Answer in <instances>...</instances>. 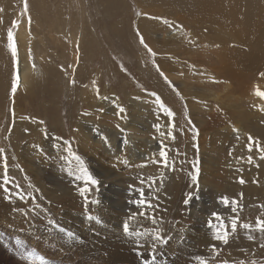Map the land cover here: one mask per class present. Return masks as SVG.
I'll use <instances>...</instances> for the list:
<instances>
[{
    "label": "rangeland",
    "instance_id": "rangeland-1",
    "mask_svg": "<svg viewBox=\"0 0 264 264\" xmlns=\"http://www.w3.org/2000/svg\"><path fill=\"white\" fill-rule=\"evenodd\" d=\"M210 1L27 0L25 11V0H0V148L12 178L11 193L0 187V264H141L135 241L144 243L145 237L135 231L155 228L166 240L158 245L155 264H198L197 255L208 264H264V233L241 226L264 219L262 203L242 201L220 226L211 215L226 212L218 201L223 189L241 184L252 169H264V152L255 145L249 152L240 143L248 134L256 139L261 134L264 146V98L255 92L257 86L264 91V0ZM200 5L206 6L200 10ZM25 17L31 23L34 66L22 85L16 36ZM143 95L150 102L142 109ZM121 107L123 116L117 113ZM25 120L35 126L32 132L18 125ZM80 122L88 128L85 137ZM158 122L164 123L161 133L153 127ZM240 127L245 136L233 131ZM161 141L167 167L151 162L159 158L155 148ZM140 152L151 154L146 167H138L145 163ZM76 156L99 181L86 194L87 202L77 190L83 181L74 183L70 171L55 170L48 159L75 161ZM100 169L110 178L104 179ZM2 173L0 165V183ZM193 175L204 177V192L199 193L200 181ZM141 177H157L145 193L151 192L156 207L148 212L158 223L137 216L126 235L123 222L138 211L128 203L137 196L129 186L140 187ZM197 195L201 202L195 208L190 202ZM233 216L239 217L234 232ZM224 227L227 244L214 238Z\"/></svg>",
    "mask_w": 264,
    "mask_h": 264
},
{
    "label": "snow or ice",
    "instance_id": "snow-or-ice-1",
    "mask_svg": "<svg viewBox=\"0 0 264 264\" xmlns=\"http://www.w3.org/2000/svg\"><path fill=\"white\" fill-rule=\"evenodd\" d=\"M24 10L25 11L28 10L27 0H25V2H24ZM155 19L164 20V23L168 24V21L166 19H164L163 17H155ZM13 23L15 24V21ZM169 26L171 27V25H169ZM137 35L139 36L140 43L145 47V49H147L148 53H150L154 57L156 55V53L153 52V50L148 46L147 43H145L144 37L139 33L138 29H137ZM7 38L10 42L9 47L12 48L13 55L15 56L17 50H16V44H15L14 37H13V32L11 29L8 30ZM154 66L159 71V66L158 65H154ZM160 74H161V76H164L163 72H160ZM260 75L264 76V72L260 73ZM164 79L166 80V82H168L170 85H172V82L169 81L166 76H164ZM17 82H18V76H17V80L13 81V89H12L13 91L16 90ZM69 82L74 84L75 80L70 79ZM93 83H95V81H93ZM172 86H173V90H176L175 86L174 85H172ZM255 92H256V95L264 98V91H261L258 86L256 87ZM96 93L99 96V88L98 87L96 89ZM153 95H155V94H153ZM157 99L159 100V97H157ZM261 110H264V108H262ZM119 111L121 113H123L125 111V109H123L121 107L119 109ZM166 111H167L168 116H174L175 115L170 109H167ZM41 123H43V121H41ZM189 123H191V121H189ZM261 123H264V121H261ZM172 126L175 127V124L173 123ZM153 127L158 128L159 125H153ZM117 128H119V125H117ZM25 131L27 132L28 129H25ZM233 131L238 132L239 130L234 128ZM168 135H172V134L169 133ZM172 138L174 139L175 136L172 135ZM247 139H248L249 143L246 145V147L248 148L249 152L252 151L254 145L259 151L264 152V146H261L258 139L252 137L251 134H248ZM125 142L127 143V141H125ZM73 155L75 156V153H73ZM0 158H2V159H0V165H2V168H3V173H2L3 183H0V187H2L6 192L11 193V189L8 188V184L11 183L12 178L9 176L8 157H7V155H5V149L4 148H0ZM75 158L78 161L80 160V157H78V156H76ZM252 159H253V157L251 155H249L248 160L251 161ZM261 159L264 160V156H261ZM151 162L154 164H162L165 167L168 166V154L166 151V145L163 143V141L160 142L159 158H153L151 160ZM146 166H147V162H145L141 165H138V167H146ZM197 172H198V169H197ZM192 179L195 182L198 180V176L193 175ZM75 181H83V185L77 186V190L80 193V195L85 198V201L87 202L86 194L92 190L91 186L99 184V181L91 174V172L86 167H83L82 162H81V167L79 168L78 174H76L74 177V183H75ZM239 182L241 184L245 183L243 178H240ZM155 183H157L155 177H148L147 179H145L144 177H141L140 178V187H135L133 185L129 186L130 192L136 193L137 196L135 199H130L128 201V203L134 204L137 207L138 211L137 212H130V215L128 216V218L123 222L122 228H123V232L126 235L132 234V231H131L130 225H129V221L135 219L137 216L151 220L153 224L158 223L155 215L154 214L150 215L148 212V209H154L156 207L152 203L151 192H149L147 195L145 193V187H147L150 190ZM16 187L19 188L20 187L19 184H17ZM16 195L21 199L24 198L20 192H17ZM191 197H192V193H189L188 198L185 199L184 203H188L189 199H191ZM8 198L10 199L11 197L9 196ZM218 201L220 203H222L226 208L231 205L232 206L231 211L233 213L237 212L238 208L241 207V205H239L237 200H235V199L230 200L227 196L218 197ZM261 207H264V205H262ZM211 215L213 217H215L217 221H220L221 224L223 223L224 218L222 216H220L219 213L212 212ZM89 218L91 219V217H89ZM238 219H239L238 216L230 217L231 229L233 232L236 230ZM50 222L53 224L55 223L54 220L50 221ZM209 223L211 224V221H209ZM241 226L245 229H249V230L254 229L258 232L264 233V219H261L260 217L256 218L255 225L245 223ZM160 233H161V229H159V228L152 229L151 232H149V231L141 232L138 229L135 231V236L145 237L144 243H141V241L139 239H137L135 241L137 247L134 250L136 251L137 256L141 258V264H155V261L157 259L156 251L158 249V245L166 243L165 238L163 236H161ZM67 235L68 236H74L75 234L72 232H67ZM228 237H229V231H228L227 227H224V230L222 233H221L220 229L217 228L216 235L214 237L216 240L222 241L224 244H227L228 243ZM248 239L253 240V239H255V237H253L252 235H248ZM260 247L264 248V244H261ZM210 248L214 253H216V254L219 253V250L216 248V246L214 244L210 245ZM145 252L147 253V256H145ZM195 260L198 262V264H208V261L205 259L204 256L197 255V256H195ZM220 264H229V261L223 260L222 262H220ZM235 264H247V262L244 260H241V261L235 262ZM251 264H256V261L252 260Z\"/></svg>",
    "mask_w": 264,
    "mask_h": 264
},
{
    "label": "bare ground",
    "instance_id": "bare-ground-1",
    "mask_svg": "<svg viewBox=\"0 0 264 264\" xmlns=\"http://www.w3.org/2000/svg\"><path fill=\"white\" fill-rule=\"evenodd\" d=\"M210 1V0H209ZM213 2L211 3V1L209 2V4H215V5H219V4H221V2H222V0H212ZM215 1V2H214ZM224 2H226L225 0H223ZM227 1H231V3H240L239 2V0H227ZM222 5H223V3H222ZM203 6H206V5H200L199 7H198V9H200V10H203ZM31 23L29 22V20H28V18L27 17H25L23 20H22V22H21V26H20V28H19V31H18V33H17V36H16V40H18V46H19V53H20V61H21V67H20V72H21V78H22V85H24V84H26L27 82H28V75H29V71L33 68L32 66H34L33 65V61H32V57H33V53H32V50H33V46H34V40H33V35H32V33H31V25H30ZM176 30H180V29H178V28H176ZM30 79V78H29ZM143 96H145V95H143ZM140 100V99H139ZM136 100H134V102H135ZM149 101V96L147 95V96H145L143 99H142V101H141V103H142V106H141V108L143 109L144 107L146 108L147 106H145L144 104H146L147 102ZM138 102H140V101H138ZM150 102V101H149ZM137 104V103H136ZM148 104V103H147ZM150 104V103H149ZM195 106V104H193V106H191V108L192 109H195L196 108V106ZM149 108V107H148ZM163 108V107H162ZM119 109V108H118ZM133 109V108H132ZM157 110H159V109H157ZM162 110H164L165 112H167L166 111V108H163ZM134 111V110H133ZM143 111V110H142ZM147 111V110H146ZM160 111V110H159ZM117 113H118V115L119 116H123V114L125 113V112H123V113H121L119 110H117ZM131 113V112H130ZM155 115H156V113H154ZM158 115V114H157ZM161 121H163V120H161ZM165 121V120H164ZM163 121V122H164ZM80 124V127H79V129H80V132H81V135L83 136V137H85V132H84V130L83 129H88L87 128V125L86 124H84V122H80L79 123ZM19 126H21L23 129H28V132L29 131H33V129L35 128V126L34 125H32V123H30V121L28 122L27 120H25V121H22L20 124H18ZM17 125V126H18ZM158 125H159V127L157 128L159 131H160V133H161V131L163 130V128H164V123H162V122H158ZM167 127V126H166ZM19 128V127H18ZM164 131V130H163ZM79 132V133H80ZM238 135H241V136H245L246 135V133L244 132V130H241V127H240V130L238 131ZM256 136V135H255ZM258 137H257V139L258 140H261L262 138H263V136H261V134H258L257 135ZM240 138V137H239ZM246 138V137H245ZM245 138H240V140H241V142L240 143H243V146L242 147H244V148H247L246 147V145L249 143L248 142V139H245ZM145 141L147 142V143H151V140H150V138L149 139H145ZM132 142V141H131ZM134 143H135V140L133 141ZM133 142H132V144H133ZM238 143V142H237ZM153 145V144H152ZM262 145H263V143H262ZM261 145V146H262ZM241 147V148H242ZM153 148L154 147H152V150H153ZM133 149H134V151H137V147H136V143H135V146L133 147ZM136 149V150H135ZM243 149V148H242ZM241 149V150H242ZM254 149H255V147H254ZM253 149V150H254ZM111 150V149H110ZM155 150L156 151H159L160 150V146H159V148H155ZM155 152V151H154ZM153 152V153H154ZM256 152V151H255ZM158 155V154H157ZM140 156H142L141 158H143L144 160V162H146V160H148L149 158H150V156H151V154H146V153H143V152H140ZM153 156V155H152ZM258 156V155H257ZM259 156H260V154H259ZM261 157V156H260ZM49 160H50V163H52V165H53V167H54V169L55 170H57V171H62V170H64V171H70V175H72L73 177H75V175L76 174H78V172H79V168L81 167V165H80V163H79V161H77V160H73V159H71V158H66V157H63V158H60V160H56L55 161V158L54 157H50V158H48ZM258 159V158H257ZM256 160V159H255ZM257 161H260V160H257ZM252 162H253V160H252ZM255 164V163H254ZM257 164V163H256ZM255 164V165H256ZM259 164H261V163H259ZM104 168V167H103ZM253 168V167H252ZM254 168H256V167H254ZM96 169L98 170L99 168L98 167H96ZM144 171L143 172H145V171H154L155 170V172H157L158 171V169L157 168H145V169H143ZM235 170V169H234ZM108 171H110V170H108ZM243 171V170H242ZM245 172V171H244ZM100 173L104 176V179H105V177H107V175L106 174H104L103 173V171L100 169ZM112 173V172H111ZM140 173H141V171H140ZM152 173V172H151ZM249 173V172H248ZM107 174H109V173H107ZM249 174H251L250 175V177H248V178H243V177H241V178H243L244 179V181H245V183H249V182H251V181H253L252 183H253V185H248V186H243V184H237L238 186H235V187H230V188H225V189H223V191H222V196H224V195H226L230 200H232V199H235V200H237L238 201V203H239V205H241L242 203H244V202H242V201H245V202H247L246 204H249V203H252V202H254V201H259L260 203H262L263 205H264V169H263V171H262V169H260V167H259V169H257L256 168V172H255V170H253L252 169V171H250V173ZM34 176H35V182L38 184V185H41V183H40V174L38 173V172H35V174H34ZM116 176V175H115ZM245 177H247V176H245ZM107 178H110V176H108ZM157 178V177H156ZM204 179V177L203 176H201V179H199L198 181H200L199 182V185L197 186V189H198V191H199V193H202V192H204V190L202 189L203 188V184H205V181L203 182L202 180ZM112 182V181H111ZM113 182H114V180H113ZM112 182V183H113ZM215 187V186H214ZM213 187V188H214ZM218 188H220V187H218ZM203 190V191H202ZM220 191V193H221V190H219ZM221 195V194H220ZM201 202V197H200V195L198 196H195V197H193V199L191 200V202H190V205H192V206H195V208H196V205H197V203L199 204ZM241 202V203H240ZM231 205L229 206V207H227L226 208V212L223 214V218H225V216H227V214H229V213H231L232 211H231ZM222 209V208H221ZM225 209V208H224ZM196 210V209H195ZM213 212H217V213H220L218 210H215V211H213ZM211 216V215H210ZM221 216V215H220ZM213 217V216H212ZM213 219H214V222H215V220H216V218L215 217H213ZM224 220V219H223ZM217 221V220H216ZM217 222H219V221H217ZM231 222V221H230ZM218 226H220V222H219V225ZM192 231H193V229H191ZM210 234H212V233H210ZM203 239V238H202ZM206 240V239H205ZM208 240V239H207ZM206 240V241H207ZM178 250V249H177ZM176 250V251H177ZM180 252V251H179ZM177 254V253H176ZM175 255V254H174ZM183 264H189L188 263V261L186 260V261H184L183 260Z\"/></svg>",
    "mask_w": 264,
    "mask_h": 264
}]
</instances>
